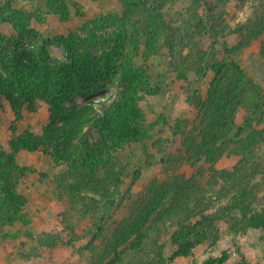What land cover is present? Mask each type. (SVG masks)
I'll return each mask as SVG.
<instances>
[{"label":"rangeland","instance_id":"1","mask_svg":"<svg viewBox=\"0 0 264 264\" xmlns=\"http://www.w3.org/2000/svg\"><path fill=\"white\" fill-rule=\"evenodd\" d=\"M65 2L71 12L67 22L52 12L47 0H0V8L17 22L21 18L27 29L20 48L23 82L35 91L39 77H55L62 64L72 62L56 36L73 31V55L95 59L88 67L95 76L89 91L73 95L66 104L70 114L79 111L90 117L81 130L70 133L67 142L73 147L78 144L91 119L119 99L122 67L129 62L143 75L140 114L148 133L139 143L112 151V173L103 191L94 187L73 193L69 186L78 183L77 176L47 150L20 151L16 161L27 172L19 177L25 217L7 228L13 238L0 248V264H89L92 254L86 246L90 241L100 248L109 243L115 261L118 254L130 259L134 251L148 246L144 264L159 261L156 258L161 255L163 264H207L224 254L227 259L222 264H264V228L248 225L253 215L264 216V142L247 155L252 178L244 177L239 184L228 178L209 182L207 173L200 177L199 167L207 172L210 165L187 163L184 147V141L196 142L189 159L197 155L206 160L214 153L217 169L237 174L242 161L239 150L248 146L241 144L240 135H249L245 130L251 105H260L264 113V0H160L149 12L127 10L122 0ZM95 21L103 27H96ZM91 29L98 36L95 43L90 41ZM0 34L9 51L8 39L17 35L10 20L0 24ZM44 40L49 41L45 63ZM0 54L2 85L15 81L17 67L8 53ZM2 102L0 142L5 155L13 152L17 137L29 133L42 138L47 129L64 125L62 119L51 116L45 103L18 118L11 105ZM258 129H264V122ZM228 146L237 152L227 151ZM173 155L184 156V161L178 163ZM176 178L188 182L194 178L201 188H193L184 197L173 195ZM160 186L166 191L159 192ZM203 196L206 207L201 203ZM111 202H116L114 207ZM180 210L182 219L191 214L183 229L186 236L205 239L187 257H174L180 248L172 239L175 229L164 226L165 219H179ZM104 218V234H100L97 225ZM67 222L76 228L68 229ZM95 233L99 238L94 239ZM44 234L62 239L51 249L43 245L32 253Z\"/></svg>","mask_w":264,"mask_h":264},{"label":"trees","instance_id":"2","mask_svg":"<svg viewBox=\"0 0 264 264\" xmlns=\"http://www.w3.org/2000/svg\"><path fill=\"white\" fill-rule=\"evenodd\" d=\"M47 1L48 5L53 10L52 12L58 15L62 21L67 22L70 19L71 12L65 0ZM122 2L127 10L138 8L149 12L156 8V5L159 4L160 0H122ZM8 20H10L15 26L17 35L8 39L9 51L5 49L3 42L0 40V46L2 45L0 52L3 54L8 53L17 68H15L14 74L15 81L9 79L2 85L0 84L1 105L3 100L7 101L11 105L10 107L14 111L16 117L20 118L26 111L35 112L37 111L38 105L45 103L51 116L54 119H62L64 125L56 130L47 129L42 138L33 136L29 133L17 137L12 144L13 152L11 154H4V151L2 150L3 146L0 142V192L3 194L2 202L0 201V248H3L5 243L10 242L11 238H13V236L8 233L7 228L13 226L18 220L25 217L24 208L26 200L19 191V177L27 175V172L26 169L19 166L16 161L17 154L20 151L38 150L41 148L45 149L44 151L47 150V153H49L57 162L62 166L68 167L77 176L78 183L76 182L75 186H69V190L73 193H75V190L80 192L81 190H88L94 187H96L97 191H103L105 189V182L110 180L109 175L112 173V151L117 147L126 148L132 144L139 143L148 133L147 128L143 123L145 117L143 114H140L141 97L143 96L145 89V84L142 83L144 82L143 75L134 64L129 62V64L122 67L119 99L110 105L109 108L98 117L91 119L92 122L90 127L82 134L79 143L73 147L67 142L68 136L74 130H81L86 125L85 123L89 122L90 117L88 114L84 115V112L79 113V111L75 115L70 114L67 111L66 104L71 101L73 95L89 91L90 83H93L95 74L91 70H88V67L91 68V65H94L95 59L74 57L73 45L76 40L75 32L72 31L69 36H56L57 40L62 42L68 49L70 52L69 55L73 60L69 64H62V67L59 68V72L55 77L49 75L44 78L39 77L40 82L36 85L34 91L31 86L23 82V79L20 76L21 67L23 66V61L20 58V48L25 42L27 29L24 27L25 25L24 22H22L23 20L21 21V18L19 19V22H17L15 19L11 18L8 12L6 13L0 8V24H3ZM94 24L100 29L103 27L99 21H95ZM90 32L92 34L90 41L95 43L98 36L94 29H91ZM48 42L49 41L44 40V44L41 47V54L44 63L49 59L48 50L46 48ZM262 53L264 54V47ZM88 77L89 79H87ZM87 108L91 109V107ZM251 110L252 115H250L245 130L249 135L245 138L243 135H240L241 144H246L248 146L247 149H243V152H241L242 150H239V153L242 154V161H240L236 168L237 174H230L225 169H217L216 164H218V156L214 153H212L211 156H208V159L206 158V160H200V156L197 155L190 157L189 159L188 156H191L192 152L196 150L198 144L196 142L189 143L184 141V147L187 149L185 154L187 156L185 160H188L187 163L192 161L194 165H200L201 163L210 165V171L208 170L207 172L204 171L205 168L199 170V167L198 174L200 177H205V174L207 173L210 174L208 179L209 182L215 181L216 179L228 178L231 179L233 183L236 182V184L244 183V180L252 178V173H250V169L247 167L249 164L248 161L250 160L247 155L255 153L256 146H259L261 142H264V129H258V127L264 122V116L260 119L259 114L261 112V106L258 104L255 106L251 105ZM262 114L264 115V113ZM134 118L139 119L140 123L134 121ZM173 144L175 145V143ZM226 150L229 152H231V150L235 153L237 152L236 150L231 149V146H228V149ZM248 151L250 153H248ZM173 156H175V159L178 158V163L180 164L184 161V156ZM176 179H174L175 181L173 185H176L177 190L173 195L178 194L183 195L184 197L193 188H201L194 178L191 180L195 181V185L191 183V180L188 182L187 179L183 180L184 178ZM179 182L180 184L178 187ZM158 190L161 193L166 191L162 186H160ZM206 202L207 199L203 196L201 201L203 207H206ZM115 204L113 205L111 202L110 205L111 207H114ZM201 208L202 207L199 208L200 211L202 210ZM185 209L187 210L188 207ZM198 211L199 210H197L195 214H198ZM182 214L183 212L180 210L179 219H165L164 221V226L173 227L175 229L172 234V239L180 248L174 257H187L192 255L194 249L205 240L201 236L196 238V240H191L186 236L187 234H185L183 229L187 226L188 218L191 214L185 219H182ZM171 215H173V213H171ZM63 217L65 220L67 215H64ZM104 222L105 218L97 225V230L100 234H104ZM71 223L72 224H67V228L74 230L76 224L73 222ZM248 225L254 229L264 228V216L253 215L248 219ZM43 236L38 238L37 246L31 248L32 253L39 250L43 245H47L51 249L52 247L57 246L61 241L60 239H62L55 235L50 236L44 234ZM98 236L99 234L95 233L94 239H97ZM105 238V236L102 237L104 241ZM155 245H158L157 242ZM86 247L92 254L89 264H144L145 262L141 261L145 260L147 256L146 252L149 251L147 248L148 246H143L141 247L142 252L134 251L135 258L134 253H132L130 259L127 255L118 254V261H115L112 258V249L110 248L109 243L106 247L100 248L90 241ZM115 253H117V251H115ZM27 254L29 253L27 252ZM161 256L156 258L159 259V261H156L153 264H163L164 258L162 259ZM124 259L129 260L128 263L127 261L125 262ZM226 259L227 254H224L223 257L212 258L207 264H222ZM242 264L249 263L243 262Z\"/></svg>","mask_w":264,"mask_h":264}]
</instances>
